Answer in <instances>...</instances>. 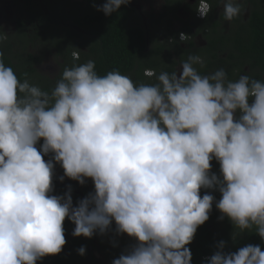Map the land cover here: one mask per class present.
Here are the masks:
<instances>
[{"label": "clouds", "instance_id": "obj_1", "mask_svg": "<svg viewBox=\"0 0 264 264\" xmlns=\"http://www.w3.org/2000/svg\"><path fill=\"white\" fill-rule=\"evenodd\" d=\"M130 2L106 0L97 10L107 16ZM210 11L198 0L195 19ZM243 11L225 0V20ZM203 63L189 56L179 72L147 70L158 82L136 84L119 71L98 75L88 60L65 67L49 94L22 82L0 51V264L60 254L66 219L74 237L104 235L114 221L117 235L137 241L112 264H192L188 245L214 204L220 219L264 240V81H232L223 68L202 76L194 65ZM56 164L61 182L92 183L94 192L76 206L71 186L52 195ZM225 247L220 241L204 264H264L259 245Z\"/></svg>", "mask_w": 264, "mask_h": 264}, {"label": "trees", "instance_id": "obj_2", "mask_svg": "<svg viewBox=\"0 0 264 264\" xmlns=\"http://www.w3.org/2000/svg\"><path fill=\"white\" fill-rule=\"evenodd\" d=\"M11 1L15 7V39L17 38L18 43H11L12 40L9 42L10 37L0 40L4 63L13 68L22 82L27 79L30 84L49 94L61 78L65 67L84 64L88 60L95 61V71L98 75L119 71L129 76L136 84L157 83L156 76L146 77L144 72L152 70L157 76L161 72L171 74L179 64L193 55L205 59L202 66L194 65L202 76L223 68L227 78L232 81L245 74L264 81V0H237L243 8L247 7L248 16L246 20L240 16L234 18L232 24L238 25L233 31L224 33L219 31L221 20H225L223 12L219 20L208 17L199 21L195 19V14H192L195 23L179 19L178 11L182 8L188 10L186 0H164L162 12L157 16H150L151 24L148 29L143 27L140 16L130 4L122 5L116 12L106 16L97 10L106 0ZM220 1L207 0L211 6V14H215ZM43 6L48 13L43 11ZM176 20L181 24L178 30L173 27ZM151 27L161 28L156 38L163 37V43L152 37ZM194 27L196 29L192 31ZM180 33L189 36L183 44L177 40ZM198 34L204 35L203 39L207 45L195 49L194 40ZM84 37L86 45L79 43ZM44 39H47L48 43H43ZM15 45L19 46V50L14 51ZM27 45L37 49L48 46L54 49V57L59 60V76L51 78L40 74L36 68L40 58L27 53ZM73 52L78 53V59H73ZM172 53L174 55H171ZM42 143V140L38 142L39 145ZM51 155L49 154L50 157ZM55 168L64 173L59 164H56ZM212 172L220 175L219 163L215 159L212 161ZM86 180L93 182L90 178ZM55 188L52 195L63 196L66 192L59 186ZM80 193L83 197L89 194L87 190ZM204 194L206 192L202 189L201 196ZM210 194L214 195L217 201L221 198L219 192ZM72 199L73 206H76L82 198L72 192ZM221 215L214 204L209 220L197 229L193 242L188 245L192 253V264H204L202 259L210 258L217 251L216 245L220 241L226 244L225 252H236L248 244L259 245L264 251V240L256 234L255 228L241 232L226 216L220 219ZM74 227L75 225L66 219V244L62 252L55 256H46L38 260L37 264H102L89 259V249L94 247L93 240L97 235L106 239L107 234L96 233L90 239L83 236L74 237ZM111 230L116 233L115 229ZM82 246L86 249L83 256L78 253ZM108 247L110 251H105L104 258L112 264L114 259L126 252L129 245L125 238H121L111 245H106L105 250Z\"/></svg>", "mask_w": 264, "mask_h": 264}, {"label": "rangeland", "instance_id": "obj_3", "mask_svg": "<svg viewBox=\"0 0 264 264\" xmlns=\"http://www.w3.org/2000/svg\"><path fill=\"white\" fill-rule=\"evenodd\" d=\"M73 1H83V0H73ZM239 3V1H237ZM130 6H132L133 8L136 9L137 14L140 16L141 18V24L143 25V27L145 29L149 28V23L150 22V16L153 15H159L162 12V4H163V0H131V2L129 3ZM244 11L242 12L241 16H243V19L246 18L248 16V9L245 6ZM217 12H222V7H219L216 9ZM43 11L45 13H48L45 9V7L43 6ZM14 12H15V7L12 3L11 0H0V31L8 34L6 40L8 39V37H10L9 42L11 41V43H18L17 42V38L16 37V28H15V16H14ZM177 17H179V19H184V15H180V13L177 14ZM215 19V17L213 18V20ZM232 21H227L225 20V22L223 23V30L224 31H233L234 28L238 25V24H232ZM173 27L174 30H178L181 27V24L179 22H177V20L173 23ZM161 29L160 27H151L150 28V34L152 35V37L154 39H159L160 43H163L165 41V39L163 37H157L158 34V30ZM27 32L29 33V30H27ZM80 33V32H79ZM75 41H77L76 36H74ZM45 41L43 43H48L47 39H44ZM178 42H181L179 39V35L177 37ZM187 40L181 42V43H185ZM195 41V49L199 48V47H203L205 45V40L203 39V37L201 36V34L198 35V37H196ZM89 42V41H88ZM79 43H81L82 45H86L87 41L85 39V37L83 38L82 41H79ZM47 45V44H46ZM15 50L17 51L19 50V46L15 45ZM26 52L31 54V55H35V58H40L39 61L37 62L36 68L39 71L40 74L44 75V76H49L51 78L57 76L60 74V70L59 67H57V63H59V60H57L54 57V54L56 53L54 49L48 47H45L44 49H37L32 47V45H27L26 46ZM171 55H174L173 53ZM73 59H77L76 57H74L72 55ZM79 57V55H78ZM174 58V57H173ZM203 59V58H202ZM175 61H177L174 58ZM203 61H205V59H203ZM199 65V64H197ZM181 70V65H178V67L176 68V71L179 72ZM144 76L145 72H144ZM148 77V76H146ZM67 178V177H66ZM68 179V178H67ZM72 181V184L77 187V189H79V192H84L87 191L89 193L94 192V185H92V183H87L85 182V184L82 186L80 185L78 182L76 181ZM54 187V186H53ZM85 187V188H84ZM56 188L54 187V190ZM78 191V190H77ZM210 192L211 190H203V192ZM86 197V196H84ZM96 241V240H95ZM108 241H105V244L102 242V245L100 244V249H103L104 251V247L106 245H109L107 243ZM134 246V244L132 243L130 245V247ZM98 258L103 259L102 256L100 255ZM103 261H105V264H107L106 260L103 259ZM109 263V262H108Z\"/></svg>", "mask_w": 264, "mask_h": 264}, {"label": "flooded vegetation", "instance_id": "obj_4", "mask_svg": "<svg viewBox=\"0 0 264 264\" xmlns=\"http://www.w3.org/2000/svg\"><path fill=\"white\" fill-rule=\"evenodd\" d=\"M197 2L198 0H186V4L188 5V10L185 11V9H180L178 11V13H180V15H184V19H182V21L184 22H190V23H195V19L193 18L192 14H194L195 12V9H196V6H197ZM224 2L225 0H221L218 4H219V7H222V10H223V6H224ZM163 4H164V0H163ZM162 4V6H163ZM218 7V8H219ZM223 12V11H222ZM222 12H217V10L215 11V14H211V11L210 13L208 14L207 18L210 17V18H214V20H219V16L220 14H222ZM241 16V15H240ZM243 19V16L241 17ZM244 20H246V18H244ZM225 22V20H221V25L219 27V31H222L223 33L226 32L223 29V23ZM201 26V25H200ZM195 27L192 29V31H195ZM199 35V34H198ZM202 37H204V35L201 34ZM198 37V36H197ZM187 40V39H186ZM183 44V43H182ZM206 41H205V45L203 46V48L206 46ZM201 48V47H199ZM182 64V63H181ZM179 64V65H181ZM35 67V66H34ZM59 76V75H57ZM57 76L53 77V78H56ZM33 83L35 84V82L33 81ZM64 173H60L56 168H54V175H53V186L56 187V186H59L61 187L62 189H65L66 191L68 190V186H71L72 188V192H79V189H77V187H75L73 184H72V181L70 179H67L66 177L64 178L63 182L60 181V177L63 176ZM85 188V187H84ZM78 190V191H77ZM115 229L116 228V225H115V222L113 221L112 223V226L110 228V230L106 233L108 238L104 239L102 236H99L97 235V237L93 240V246L92 248L89 249V259L92 258L95 260V262L97 263H102V264H105V261L106 260L104 258V254H105V251L106 252H109L110 251V248L108 247L106 250L104 249H100V244L102 245V242L105 244V241H108L107 243L109 245H111L113 242L121 239V238H125L127 241H128V249H130V245L133 243L134 245L137 244V241L134 239V238H131V237H128L127 234L125 235H117L116 233H114L111 229ZM96 240V241H95ZM130 243V244H129ZM105 248V247H104ZM127 249V250H128ZM102 256L103 259H100L98 258L99 256ZM107 264H111V261H108L106 260ZM109 262V263H108Z\"/></svg>", "mask_w": 264, "mask_h": 264}, {"label": "water", "instance_id": "obj_5", "mask_svg": "<svg viewBox=\"0 0 264 264\" xmlns=\"http://www.w3.org/2000/svg\"><path fill=\"white\" fill-rule=\"evenodd\" d=\"M75 193H76L77 195L81 196L82 199L84 198L80 192H75Z\"/></svg>", "mask_w": 264, "mask_h": 264}, {"label": "built area", "instance_id": "obj_6", "mask_svg": "<svg viewBox=\"0 0 264 264\" xmlns=\"http://www.w3.org/2000/svg\"><path fill=\"white\" fill-rule=\"evenodd\" d=\"M196 17L199 18V19H202V18L198 15V12L196 13Z\"/></svg>", "mask_w": 264, "mask_h": 264}]
</instances>
